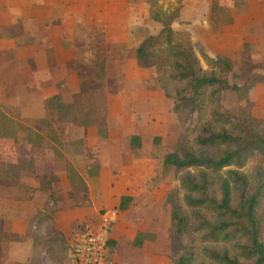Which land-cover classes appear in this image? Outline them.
I'll list each match as a JSON object with an SVG mask.
<instances>
[{"label": "rangeland", "instance_id": "374dc122", "mask_svg": "<svg viewBox=\"0 0 264 264\" xmlns=\"http://www.w3.org/2000/svg\"><path fill=\"white\" fill-rule=\"evenodd\" d=\"M153 2L161 14L180 10L174 28L197 50L230 57V83L249 89V120L264 136V67L249 70L264 64V0ZM151 10L148 0H86L71 23L57 25L32 10L22 25L9 26L0 11V264H26L30 249L28 264H70L64 246L45 248L47 225L64 233L69 248L111 211L117 217L107 233H117L121 195L129 194L118 192L122 174L140 177L138 185L160 196L158 211L168 221L166 200L178 181L162 161L181 127L155 71L136 64L140 43L162 30ZM53 96L62 98L63 114L46 108ZM224 103L247 105L230 92ZM134 135L141 149L130 146ZM256 165L264 166V156L252 158L245 172ZM160 229L163 238L157 232L150 244L157 258L166 254L157 264H177L179 238L170 224ZM128 254L133 258L132 249Z\"/></svg>", "mask_w": 264, "mask_h": 264}, {"label": "trees", "instance_id": "16d2710c", "mask_svg": "<svg viewBox=\"0 0 264 264\" xmlns=\"http://www.w3.org/2000/svg\"><path fill=\"white\" fill-rule=\"evenodd\" d=\"M148 3L151 19L162 30L140 43L136 64L155 71L165 97L174 102L181 127L175 150L162 161L164 168L175 170L178 181L166 200L170 230L180 241L176 262L264 264V166L245 172L252 158L264 156V136L249 120V89L231 85L234 63L230 58L211 56L204 47L197 50L185 33L174 28L179 9L161 14L153 9V0ZM249 66L251 71L264 64ZM229 92L247 105L228 109L224 101ZM45 106L59 114L66 110L60 96L46 99ZM130 146L141 149V137L132 136ZM131 201L122 197L120 211H126ZM54 239L73 262L72 247L56 236L50 238V245ZM108 245L113 252L116 242L109 240Z\"/></svg>", "mask_w": 264, "mask_h": 264}, {"label": "crops", "instance_id": "0c3cea01", "mask_svg": "<svg viewBox=\"0 0 264 264\" xmlns=\"http://www.w3.org/2000/svg\"><path fill=\"white\" fill-rule=\"evenodd\" d=\"M9 2L11 4L7 5ZM17 2L21 5L17 6ZM13 3L15 6L12 5ZM85 3L86 0H0V11L4 10V13L1 14L0 12V14L7 19L4 26L21 24V18H24V16L28 15V12L32 10L38 12L37 16L40 18L51 17L52 19H55L57 25L64 23L67 24L71 23L72 19L74 20L75 15L73 16V13L78 8L84 6ZM205 49L211 56L230 58L219 54H212L207 48ZM120 178H122V180H120L119 183H121L122 186L120 185L118 187V192L122 187L125 191L128 190V195L123 194L121 196L131 197L132 202L128 209L122 212L121 219H119L116 226L117 233L114 229V233L111 232L112 235L109 237L110 240L114 239L116 242V248L113 252H110V264H157V259L161 258V256L163 257L164 253H161V256L157 258L156 253L154 254L155 251L153 252L155 247L150 246V244L154 243V234H157V232L160 236L158 240L160 241V239L163 238V236L161 237L162 231L160 228H165L167 224H170V217L168 216V221L162 219L160 212L158 211H161L162 206L160 201L157 200L160 196L157 197L156 194H153L150 188L144 187V184L138 185L137 180H139L140 177L136 178L134 174H122ZM130 181L135 182L136 185L132 186L133 183L130 185ZM139 181H141V179ZM162 224L163 226H161ZM48 228L49 231L52 230L50 233H48ZM51 233L54 236L63 239L67 244V239L63 236V232L58 231L53 224L47 225L44 239L45 248L47 250L61 247L60 242L57 239V241L54 239L55 242L53 241L52 245H50V238L54 237ZM116 235L118 238L115 239L114 237H116ZM128 249L129 251L132 249L133 258L129 257L130 254H128ZM31 251L32 249H30L29 256L25 262L26 264H28L32 258ZM165 256L166 254H164V262ZM69 257H71V253L69 254ZM66 258H68V255ZM70 264L74 263L70 261Z\"/></svg>", "mask_w": 264, "mask_h": 264}, {"label": "built area", "instance_id": "2783aa9c", "mask_svg": "<svg viewBox=\"0 0 264 264\" xmlns=\"http://www.w3.org/2000/svg\"><path fill=\"white\" fill-rule=\"evenodd\" d=\"M116 217V212H107L101 227L86 229L77 235L71 251L74 264H110V239L107 231Z\"/></svg>", "mask_w": 264, "mask_h": 264}]
</instances>
